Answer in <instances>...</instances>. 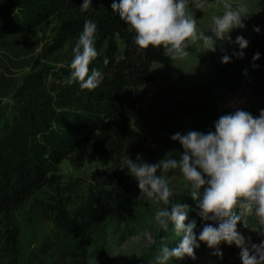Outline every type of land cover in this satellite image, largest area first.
Segmentation results:
<instances>
[{
    "label": "trees",
    "instance_id": "1",
    "mask_svg": "<svg viewBox=\"0 0 264 264\" xmlns=\"http://www.w3.org/2000/svg\"><path fill=\"white\" fill-rule=\"evenodd\" d=\"M81 3L0 0V219L6 225L10 259L18 257L13 253L14 212L47 190L48 204H38L46 208L62 244L53 264H92L79 244L118 222L131 205V186L122 165L131 115L145 87L155 79L152 66L171 63L161 48H139L134 43V31L111 9L112 0H92L85 11ZM85 18L97 23L95 44L100 53L89 68L104 74L94 89L64 83ZM257 51L261 55L253 61ZM245 53L221 67L220 91L228 94L234 85H243L244 106L257 116L264 108V34ZM64 161L76 171L94 161L100 168L79 190V180L62 184L59 166ZM181 198L192 207L188 221L195 219L199 230L195 201L184 189ZM180 240L171 227L163 230L147 255L130 264H150L162 243L172 248ZM43 246L49 247V241ZM200 247L213 251L204 242ZM170 264H184L183 257H173Z\"/></svg>",
    "mask_w": 264,
    "mask_h": 264
},
{
    "label": "clouds",
    "instance_id": "2",
    "mask_svg": "<svg viewBox=\"0 0 264 264\" xmlns=\"http://www.w3.org/2000/svg\"><path fill=\"white\" fill-rule=\"evenodd\" d=\"M208 0H112L111 9L118 13L133 31V41L139 48L158 47L175 59L189 55L188 48L197 44L200 52L216 51L218 42L236 45L229 52L221 45L222 63L243 58L250 41L242 34L233 39L235 28H244L251 13L248 0H221L222 11L210 17L206 30L200 29L192 8L204 10ZM193 5L190 9L189 5ZM92 6V0H82L81 11ZM259 26L254 31L260 32ZM97 23L85 18L72 49L65 84L79 83L81 88L94 89L101 84V69L89 68L100 53L96 48ZM261 53L257 51L252 60ZM107 65L109 58L104 57ZM64 66V65H62ZM247 71L246 69L244 70ZM183 148L175 156L166 154L157 162H147L137 154L135 160L125 156L124 166L137 181V199L157 204L153 219L160 229L171 227L181 236L176 247L162 243L150 264H170L173 257L185 255L196 258L194 249L204 242L213 249V255L222 258L219 245L235 244L242 264H264V239L258 243L242 234V226L253 218L261 236H264V108L254 116L237 108L220 115L214 121V130H188L170 136ZM178 170L187 190L195 201L201 228L196 220L185 223L189 205L173 199L172 171ZM210 221L211 223H205Z\"/></svg>",
    "mask_w": 264,
    "mask_h": 264
},
{
    "label": "rangeland",
    "instance_id": "3",
    "mask_svg": "<svg viewBox=\"0 0 264 264\" xmlns=\"http://www.w3.org/2000/svg\"><path fill=\"white\" fill-rule=\"evenodd\" d=\"M251 12L245 20L244 28H235L230 35L234 39L242 34L253 42L264 34V0H248ZM193 5H189L191 9ZM198 19L200 29L206 30L213 14L222 11L221 0H208L204 10L192 8ZM254 26L260 27V32L254 31ZM221 45L229 54L236 45L226 41L218 42L216 51L200 52L197 44L189 45V55L184 59L169 56L171 63L167 65L154 64L151 69L154 81L145 87L139 98V103L131 115V126L127 135L125 149L122 156L123 169L129 179L133 200L125 209L123 218L104 228L98 234H91L86 243L79 246L92 264H130L142 260L154 243L162 237L163 230L153 219L157 204L151 200L137 199L139 189L137 181L128 174L124 166L125 156L135 160L139 153L147 162H157L166 154L173 156L183 151L179 141L170 136L179 131L182 134L188 130L210 131L211 124L222 114L232 112L237 108L245 109L247 99L243 85H234V90L228 94L221 92L223 87L220 80V69L225 64L220 61ZM244 50V51H245ZM100 168L98 162L86 164L80 171L74 170L64 161L59 166L62 184L72 180H79L83 190L91 183V176ZM171 184L174 188L173 199L183 203L181 192L183 181L178 170L172 171ZM44 190L37 194L20 209L14 212L11 223L16 229V246L13 253L18 256L10 259L9 247H5L6 225L0 219V264H53L56 262L58 247L62 246L52 231L50 215L43 205L48 204ZM73 198V196H71ZM193 212L189 206V220ZM255 220L249 217V224L242 226L238 222V230L252 242L264 239L261 236ZM182 238V237H181ZM49 241V247L43 246ZM77 245V244H72ZM55 248V249H52ZM222 258L213 255V251H206L202 247L194 249L196 258L185 255L184 264H242L239 251L235 245L223 242L220 247ZM68 262V259L66 260Z\"/></svg>",
    "mask_w": 264,
    "mask_h": 264
}]
</instances>
